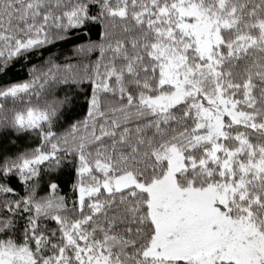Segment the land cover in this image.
Masks as SVG:
<instances>
[{"label":"snow or ice","instance_id":"snow-or-ice-1","mask_svg":"<svg viewBox=\"0 0 264 264\" xmlns=\"http://www.w3.org/2000/svg\"><path fill=\"white\" fill-rule=\"evenodd\" d=\"M0 264H264V0H0Z\"/></svg>","mask_w":264,"mask_h":264}]
</instances>
